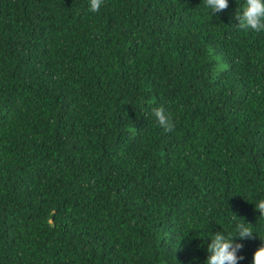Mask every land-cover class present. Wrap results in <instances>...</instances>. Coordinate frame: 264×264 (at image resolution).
<instances>
[{
  "label": "trees",
  "instance_id": "obj_1",
  "mask_svg": "<svg viewBox=\"0 0 264 264\" xmlns=\"http://www.w3.org/2000/svg\"><path fill=\"white\" fill-rule=\"evenodd\" d=\"M244 2L0 0V264H206L237 222L252 264L264 32L238 28Z\"/></svg>",
  "mask_w": 264,
  "mask_h": 264
},
{
  "label": "clouds",
  "instance_id": "obj_2",
  "mask_svg": "<svg viewBox=\"0 0 264 264\" xmlns=\"http://www.w3.org/2000/svg\"><path fill=\"white\" fill-rule=\"evenodd\" d=\"M102 3L103 0H90L89 10L99 11ZM205 4L213 14H216L229 7V0H205ZM235 18L238 21L237 26L241 30L264 32V0H245L243 6L237 8ZM152 111L158 125L165 132L174 130L175 124L171 114L163 106L156 107ZM256 208L259 210L260 216H264V198L256 202ZM254 233L257 232H254L250 222L248 224L237 222L234 233L223 231L213 233L210 236L211 243L207 244L206 264H238L240 260L244 259V256L238 255V252L244 247L243 243L239 241L254 238ZM259 237L262 243L253 254L252 264H264V238H261L260 235Z\"/></svg>",
  "mask_w": 264,
  "mask_h": 264
}]
</instances>
